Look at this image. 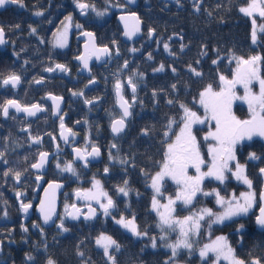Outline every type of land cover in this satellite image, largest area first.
<instances>
[{
  "label": "flooded vegetation",
  "instance_id": "af4514ba",
  "mask_svg": "<svg viewBox=\"0 0 264 264\" xmlns=\"http://www.w3.org/2000/svg\"><path fill=\"white\" fill-rule=\"evenodd\" d=\"M22 2L23 7L15 4L0 9V27L4 29L6 41L0 48V81L13 73L21 77L20 84L15 88L0 83V105L9 99H15L21 107L39 104L44 111L29 116L26 112H17L10 108L8 117L0 112V152L4 153L0 158V264H38V252L42 254L43 249L47 250L54 234H68L73 227L79 225L98 224L102 227L112 223L113 216L127 217L125 205L129 195L125 197L118 193L117 188L121 186L110 188L106 179L116 180L127 167L132 166L129 157L124 155V133L134 120L138 105L137 86L135 84L133 93L128 84L131 75L125 72L131 60L127 55L131 54L137 40L126 43L130 49L127 55L119 51L116 54L117 50L109 47L110 57L102 65L91 64L88 76L78 73L79 64L75 58L80 54L84 32H93L96 39L98 30L108 24L115 23L119 27L116 20L119 13L136 12L137 5L141 3L144 6L146 0H138L133 9L126 6L123 0H80L95 7V11L89 7L83 13L77 7V0ZM176 3L178 5L179 1ZM36 12L43 14L37 16ZM96 12H103L104 15L98 16ZM69 16L71 22L67 31V44L60 48L55 46L56 41L64 31L65 24L69 23L66 20ZM33 28L36 29L35 33L31 31ZM119 32L121 36L120 27ZM13 35L28 39L26 42H31L36 52L27 55L15 52L17 45L10 40ZM97 44L101 45L98 42ZM28 58H31V61ZM7 60L12 65L9 71L6 70ZM56 64L65 65L68 71L55 69ZM48 68L55 70L46 71ZM117 81L122 85L121 95L130 105V115L126 118L122 116L115 101ZM81 92L83 95H73ZM50 95L62 98L61 110L57 116L53 115L52 103L48 98ZM86 100L94 102L85 103ZM61 116L64 129H71L67 142L59 136L62 129ZM119 118L125 121L124 130L114 135L110 129L111 123ZM35 137H40L41 143H34ZM113 144L116 145L115 148L112 147ZM93 146L99 149L98 156L88 155ZM73 149H79L80 155L85 159L75 161L71 153ZM40 152L49 153V161L43 173L31 167L37 162ZM110 153L114 157L112 160L109 159ZM121 160L126 163H120ZM67 163H72L75 174L62 171ZM105 167L109 169L108 173L104 172ZM9 170L11 172L5 176L4 173ZM16 172L21 174L19 181L15 178ZM37 177L43 179L40 186ZM94 180L100 181L101 189L115 203V208L110 210L111 214L108 216L103 214L96 201L74 198L76 191H96L93 188ZM50 181L62 182L63 191L59 195L54 223L43 227L35 209L42 189ZM17 193L21 195L18 197ZM21 203L31 204L27 212L22 210ZM72 205L79 209L77 213L81 216L76 222L68 221L65 216ZM90 207L96 210V214L92 219L86 220L85 216ZM60 223H63L68 231L58 228L57 224ZM40 257L44 260L43 263L47 264L48 259L43 255Z\"/></svg>",
  "mask_w": 264,
  "mask_h": 264
},
{
  "label": "trees",
  "instance_id": "16d2710c",
  "mask_svg": "<svg viewBox=\"0 0 264 264\" xmlns=\"http://www.w3.org/2000/svg\"><path fill=\"white\" fill-rule=\"evenodd\" d=\"M177 1L178 5L176 2L167 4L161 0H146L144 6L141 3L137 5L136 12L142 22L143 35L134 42L130 55H127L129 46L120 40L117 24H108L99 29L96 35L99 44L113 50L115 48L131 59L125 72L130 73V78L137 86L138 105L135 118L124 133V155L129 157L132 166L127 167L116 180L106 179V183L114 188L124 186L123 182L128 181L126 216L135 217L137 229L147 235L134 238L112 223L102 227L98 224L75 226L68 234H54L47 250L43 249L42 254L38 252V264H44L41 255L53 259L56 264H112L95 241L103 233L110 235L120 245L119 250L114 247L109 250L115 264H165L166 261L170 264L171 252L166 241L167 236L175 237L176 231H162L158 226L160 222L151 210L152 190L149 181L160 167L167 142L181 123L183 110L180 106L184 105L200 113L197 104L200 91L209 84L219 88L220 76L232 77L234 61L239 57L248 58L259 54L264 75V33L259 34V41L253 43L249 19L239 11L248 0H200L199 3L197 0ZM150 29L154 30L152 39L148 38ZM10 40L17 45L15 52L21 55L36 52L31 42H26L28 39L24 37L13 35ZM165 44L168 45L167 50ZM28 60L31 61V58ZM10 63L6 61L7 71L12 66ZM161 64L164 70L155 71ZM191 69L201 75H195ZM234 111L244 117L249 115L243 103H235ZM170 121L175 122L171 124L172 132L169 133ZM253 152L260 159L250 160L249 154ZM236 153L238 160L246 166V175L253 181V208L246 215L212 224L200 242L224 234L237 258L249 264L253 259H259L264 264V231H258L253 226L257 194L261 186L259 169L264 168V142L257 138L245 140L237 147ZM212 186H217L218 191L225 196L236 194L239 187L237 180L231 176L223 184L206 181L203 191ZM214 199V195L204 196L199 193L192 205L178 209L184 215H189L207 204H213ZM207 219L204 223H207ZM240 225L244 227L237 232ZM153 238L155 248L152 247ZM181 256L188 260L185 254ZM193 257L198 259L196 252Z\"/></svg>",
  "mask_w": 264,
  "mask_h": 264
},
{
  "label": "snow or ice",
  "instance_id": "6c2138e0",
  "mask_svg": "<svg viewBox=\"0 0 264 264\" xmlns=\"http://www.w3.org/2000/svg\"><path fill=\"white\" fill-rule=\"evenodd\" d=\"M19 4L20 7H23L22 0H0V7H4L6 4ZM77 7L81 9L82 13L87 10L89 7H92V10L95 11L94 5L90 6L88 4L80 2L77 0ZM198 10V9H197ZM239 11L243 13L245 16L254 17L259 16L260 18H264V0H248L247 6H242L239 8ZM42 12H36L35 15L40 16ZM98 16L104 15L103 12H96ZM66 20L69 22L65 24L64 31L60 33L56 45L57 47L63 48L67 44V31L70 27L71 17H66ZM253 30L251 33V39L253 43H256L257 40V32H256V19L252 20ZM18 27V25H17ZM80 27V25H77ZM138 30V29H137ZM33 33H35L36 29H31ZM154 30H149V35L151 36ZM261 31L264 32V25H261ZM126 35L131 36V33L126 32ZM4 29L0 27V45L5 44L6 41L4 39ZM84 35L88 37H92V33H84ZM115 43V41H114ZM165 49H168V45H164ZM183 49V46H182ZM99 51L107 54L109 53V49L105 46ZM133 51H136L133 49ZM88 56L77 57V59L82 60L83 66L85 69L88 68ZM99 57H97L98 59ZM149 59H151V55H149ZM238 62L248 66L247 73L244 76L234 78L232 81H227L224 76H220V81L225 85L221 88L219 92H214L213 87L209 84L201 93H200V104L205 108L206 113H211V119L215 121V131H209L207 136L204 137L205 140L211 138L216 143L215 145H209L208 153L211 156V163L207 166L206 171H202V165H205V160L203 159L198 141L196 136L193 134V125L194 124H203L205 121L201 119L197 115L196 112L191 111L184 105L180 107L183 110V116L180 118V122L182 123V127L180 128V132L176 135L175 141L167 144V151L165 152V159L162 164L161 170L156 172L154 176L151 177V188L153 189L155 195L152 197V208L157 211L159 216V227L162 231L171 230L176 231L177 227L179 228V238L174 244H169L167 247L172 249V256L175 257L177 255V249L186 248L191 250L193 248V243L191 238L199 234V231L202 227V221L207 219L208 226L211 227L212 224H220L225 220H230L233 217L246 215L249 210L252 208L255 193L252 191L242 192L237 197L235 194H232L230 197H224L220 194L219 191L213 189L211 192H205L202 188V183L206 178H214L219 181L221 184L228 179L226 173H230L237 181L241 182L244 185H247L248 189H252L253 181L246 175V166L240 164L239 162L235 163V169L229 166L230 161H236L235 148L238 143L243 140H252L254 136L264 137V115L257 116L253 105L259 107L260 112L264 113V79L259 80L260 83V92L258 95H252L250 89L248 88V84L252 79H259L257 75V71L255 65L262 59L261 56H251L249 59L244 60L243 58H237ZM215 64L216 61H213ZM127 66V61L125 62V67ZM55 69H59L61 71H68L65 65L56 64ZM54 68H48L46 71L52 72L55 70ZM164 65L161 64L159 68L155 69V71H163ZM173 72L176 70L173 68ZM193 73L197 76L201 75L200 72H197L195 69H191ZM21 82V77L16 74H10L3 78L0 83L4 86L11 85V87L15 88ZM41 81H36V83H40ZM94 81H89L92 83ZM243 83L246 93L245 99H248L250 109L253 110V116L250 120H238L235 116L231 115L229 110V105L231 104V100L236 98L232 89L235 87V84ZM128 84L131 85L133 93H135V84L132 79L129 78ZM121 83L117 81L115 88L116 94L119 98L118 102L120 103V107L123 110V117H128L130 115L129 112V103L127 100L123 98L121 95ZM175 88V85L172 86ZM155 95V93H153ZM73 95H83V93H73ZM53 101H59L60 97L50 96ZM85 103H91V101H85ZM168 103H172V101H168ZM58 109V103L55 105ZM13 108L17 112L23 111L26 112L29 116H35L37 112L44 111V109L39 104H33L30 107H21L19 102L15 99H9L4 102L3 105H0V112L5 117L9 115V109ZM60 127L64 128L63 117H60ZM175 121L169 122V127ZM125 126V121L123 118L119 120H114L112 123V131L113 133H120L123 131ZM68 132L71 133V129H68ZM167 136V132L165 133ZM62 138L67 142V136H64L62 133ZM33 142L36 144L41 143L40 137L33 138ZM113 148L116 147L115 144L112 145ZM77 156L80 159H85L84 156L80 155V150L76 149ZM100 154L99 149L93 146L92 151L88 153L90 156H98ZM49 153L40 152L39 158L36 163L31 165L34 169L43 168L44 164L47 162V157ZM4 156L3 152H0V158ZM250 160L260 159L256 153H250ZM109 159L112 160L111 153L109 155ZM7 163V161H4ZM120 163H126V161L121 160ZM87 165V161L85 160V166ZM59 167V164L57 165ZM189 168L195 169L196 175L190 176L188 175ZM62 171L72 172L75 174V169L72 167V163H67L63 167ZM109 169L105 167L104 172L108 173ZM11 170L4 173L5 176L9 175ZM259 172L261 176H264V168H260ZM15 178L17 181L20 179V173L16 172ZM165 177L171 178L179 187L180 190L176 193L175 197H169L166 204L161 205L160 201L157 199V196H162L161 192L162 181ZM39 179V177H37ZM124 186L118 187L117 191L120 194H123L125 197L129 195V189L127 188L128 181L125 180L123 182ZM59 184H50L49 189L59 188ZM93 188L96 191L88 190V191H77L76 196L78 199L83 200H94L102 209L103 214L105 216L110 215V210L115 208V203L113 199L108 196L106 192L101 189L100 181L94 180ZM46 189V195L49 191ZM198 193H202L204 196H215L216 204L219 205L223 211L222 212H214L211 208H201L197 211L191 212V214L184 216L182 218H178L174 215L176 208L175 205L177 202H181L184 206H189L193 204L194 199L197 197ZM21 194L17 193L19 197ZM103 198V199H102ZM261 200L264 201V192L261 193ZM31 207V204L21 203V208L24 212ZM75 209L76 206L72 205ZM67 208V206H66ZM160 209H163L162 211ZM40 211L43 214L44 221L47 223L52 217V198L50 197L48 201L41 200ZM76 212H79V209H76ZM90 216L85 217L86 219H90L96 214V210L93 208H89ZM71 215L73 219L77 218L74 213H68ZM115 219V218H114ZM117 224H120L123 228L132 232L134 236L140 237L147 235L146 232H140L137 229L135 224V217L131 219H126L121 216L120 219L115 220ZM256 224L264 228V206L260 208V214L256 217ZM58 228L63 231H68L65 228L63 223L57 225ZM243 225H240L237 228V232H240L243 229ZM27 231V229H25ZM164 239V237H161ZM96 243L98 246H101L104 250V255L108 257L112 264H115L114 257L110 254L109 249L114 247L116 250H119L120 245L116 240L112 239L111 236H107L105 234H101L100 237L97 238ZM152 247H156L155 238L152 239ZM209 253L215 254V260L218 264L219 260L223 258L228 261L229 264H246V262L242 259H239L235 256L234 249L229 245L227 237L218 236L211 244H205L203 248L200 249L199 255L203 259L208 257ZM83 255V253H80ZM31 259V257H28ZM47 264H56V262L49 258ZM168 264V261L165 262ZM251 264H261L259 259H253Z\"/></svg>",
  "mask_w": 264,
  "mask_h": 264
},
{
  "label": "rangeland",
  "instance_id": "374dc122",
  "mask_svg": "<svg viewBox=\"0 0 264 264\" xmlns=\"http://www.w3.org/2000/svg\"><path fill=\"white\" fill-rule=\"evenodd\" d=\"M197 2L199 3L200 0H197ZM248 2V1H247ZM242 6H247V3L243 4ZM241 6V7H242ZM243 14V13H241ZM244 15V14H243ZM248 19H249V23H250V35L252 33V30H253V24H252V20L253 18L256 19V32H257V41H259V34H262L264 32L261 31V25H264V18H260L259 16H254V17H249L247 16ZM259 55V54H257ZM253 56H256V55H253ZM260 56V55H259ZM251 57V56H250ZM250 57L248 58H243V57H239V58H243L244 60H247L249 59ZM262 64H261V60L258 62L257 65H255V68H256V71H257V75L259 77V79H252L251 82L248 84V88L250 89V92L252 95H258L259 92H260V83H259V80L261 79H264V75L262 74ZM247 69H248V66L247 65H244V64H241L238 62V59L236 61H234V65H233V73H232V77L230 78H226L227 81H232L234 78H238V77H241V76H244L246 75L247 73ZM225 85L221 82V85L219 86V88H213V91L214 92H219L221 90L222 87H224ZM207 87V86H206ZM205 87V88H206ZM203 88L200 93L205 89ZM233 93H234V96L236 98H233L231 100V104L228 106L229 107V110H230V113L231 115L235 116L238 120H250L252 119V116H253V110L250 109V106H249V101L248 99H245L244 97H246V95H248V93H246V90H245V87H244V84L243 83H237L235 84V87L232 89ZM200 93H199V96L197 98V104L198 106L200 107L201 109V112L200 113H197V115L199 117H201V119H204V123L203 124H194L193 125V134L196 136L197 138V141H198V145H199V149H200V153L203 157V159L205 160V165H202L201 167V170L202 171H206L207 170V166L211 163V156L209 155L208 153V148H209V145H215V141L212 140L211 138H209L208 140H205L204 137L207 136V134L209 133V131H215V121L212 120L210 117H211V113H206L205 111V108L203 107V105L200 104ZM235 103H243L245 106H246V109H247V112L249 113L248 116H241L240 114H238L237 112L234 111V104ZM254 109H255V112L257 114V116H260V115H264L263 113L260 112V109L258 106L256 105H253ZM182 123H180L177 128L175 129V131L172 133L169 141L167 142L168 143H172L175 141V138H176V135L179 134L180 132V128L182 127ZM172 127L169 128V130L167 132H172ZM254 138H257V139H260L264 142V137H260V136H254L252 139ZM246 140V139H245ZM243 140V141H245ZM241 141V142H243ZM240 142V143H241ZM240 143H238L236 145V148H235V154H236V161H230L229 162V166L231 168H233V170L235 169V163L236 162H239L240 164L244 165V163H241L238 158H237V153H236V150H237V147L240 145ZM167 144H166V147H165V152L167 151ZM164 159H165V153H164V157H163V160L160 164V167L159 169L156 171H160L161 170V167H162V164L164 162ZM156 172L152 175L154 176L156 174ZM188 175L190 176H194L196 175V172H195V169L193 168H189L188 170ZM226 175L229 177L231 176L230 173H226ZM233 177V176H231ZM234 178V177H233ZM235 179V178H234ZM227 180V179H226ZM236 180V179H235ZM206 181H213V182H217L219 184H221L219 181L215 180L214 178H206L203 183H202V187L204 185V183ZM238 182V185L239 187L237 188V191L236 192V196L238 197L240 195V193L242 192H248V191H252L253 192V189H248L247 185H244L242 184L241 182L237 181ZM149 187L150 189L152 190V197L153 195H155L153 189L151 188V179L149 181ZM213 189H216L218 191V187L217 186H212V187H209L207 190H205V192H211ZM95 190V189H94ZM180 190V187L169 177H165V179L162 181V187H161V192L163 193L162 196H157V199L160 201V204L163 205V204H166L167 201H168V198L169 197H175L176 193ZM222 196L224 197H229V196H225L223 195L222 193H220ZM199 195V193L197 194V196ZM152 197H151V210L155 213V215L157 216L158 218V221H159V216L157 214V211L154 210L152 208ZM197 198V197H196ZM195 198V199H196ZM194 199V200H195ZM194 202V201H193ZM254 204V203H253ZM190 206V205H189ZM185 208V207H188V206H184L181 202H177V204L175 205V208H176V211L174 213V215L178 218H182L184 216H187V214L184 215V213L182 211H179L178 208ZM204 208H211L214 212H222L223 209L216 204V199H214V203L213 204H207ZM253 208V206H252ZM251 208V209H252ZM250 209V210H251ZM161 211L163 209H160ZM191 214V213H190ZM121 216H113V218H115L112 223L114 225H117L119 226L123 231H125L126 233L132 235L134 238H137V236H134L132 234V232H130L129 230L123 228L120 224H117L115 222V220H118L120 219ZM125 217V216H123ZM126 219H131L132 217H125ZM227 221V220H225ZM160 222V221H159ZM202 223V227L199 231V234L196 235V236H193L191 238V241L193 243V248L191 250L189 249H186V248H179L177 249V255L175 257L172 256V249L170 248V264H217L216 260H215V254L214 253H209L208 257H205V258H201L200 255H199V251L201 248H203V246L205 244H211L215 239L216 237L218 236H224V234H217L215 236H213L211 239H209L208 241H204V242H200L201 241V238H202V235H205L206 232H208L210 229H209V226L207 223H204V221L201 222ZM216 224V223H214ZM107 235V234H105ZM175 237L173 236H167V241L166 243L169 245V244H174L177 239L179 238V228L177 227V230H176V233H175ZM109 236V235H107ZM100 237V236H98ZM97 237V238H98ZM166 237V236H165ZM96 238V240H97ZM174 238V239H173ZM95 240V241H96ZM229 243V242H228ZM97 244V243H96ZM230 245V244H229ZM98 246V245H97ZM231 246V245H230ZM102 249V251L104 252L103 248L101 246H98ZM169 248V247H168ZM110 250V249H109ZM194 252L197 253L198 255V259H195L193 257V254ZM180 254H185L187 257H188V260L185 259L184 256H181V258L179 257ZM190 256V257H189ZM251 263V262H250ZM218 264H229L228 261L224 260L223 258H221L218 262ZM246 264H249L248 262H246Z\"/></svg>",
  "mask_w": 264,
  "mask_h": 264
},
{
  "label": "water",
  "instance_id": "95a60500",
  "mask_svg": "<svg viewBox=\"0 0 264 264\" xmlns=\"http://www.w3.org/2000/svg\"><path fill=\"white\" fill-rule=\"evenodd\" d=\"M161 1H163L165 3H168V4H172V3L176 2L177 0H161ZM123 2H124V4L126 6H128V7L133 9V8L136 7L138 0H123ZM10 5H15V4L9 3V4H6L4 7H8ZM4 7H0V9H3ZM116 20H117L118 25L120 27V31H121L120 38H121V40L123 42H125V43L134 42V41L138 40L141 37V34H142V23H141V20H140V18L137 15L136 12L130 11V12L119 13L116 16ZM126 32L131 33V36L126 35L125 34ZM84 33H92L93 34V32H91V31H86ZM84 33L82 34L83 35V41L81 43L80 54L77 57L88 56L89 57L88 58V68L85 69L84 66H83L82 60L77 59V57L75 58V61L79 64L78 73L81 74V75H84V76H88L90 74V66H91V64H93V63H95L96 65L104 64L107 61V59L110 57V55H111V49L108 46H106V45H98L97 42H96L94 34L90 38V37L84 35ZM148 34H149V32H148ZM149 38L150 39L153 38V33H152L151 36L149 35ZM105 46L109 49V53H107V54L99 51L100 49L104 48ZM2 47H3V44L0 45V48H2ZM115 53L118 54V51H115ZM97 57H99V58L97 59ZM9 86H11V85H9ZM130 87H131V85H130ZM120 92H121V90H120ZM50 96H52V95H50ZM50 96H48V98H49V100L52 103L53 115L57 116L60 113V110H61L62 98L60 97L61 99L59 101H53L50 98ZM118 100H119V98L117 97L116 90H115L116 105H117V108L119 109V111L121 112V114L123 116V110L120 107V103L118 102ZM91 102H94V101H91ZM57 103L59 105L58 109L55 107V105ZM119 119H121V118H119ZM119 119H115V120H119ZM112 123H113V121H112ZM112 123H111L110 129H111V132L113 133V131H112ZM62 133H63L64 136H67V140H68V138H69V136L71 134L68 131H66L64 128L61 129L60 133H59V136H60L61 140H63V141H65V140L62 138ZM113 134L116 135L117 133H113ZM71 153L73 154V159L75 161H78V160H80V161L82 160L83 161V159L78 158L77 152L75 151V149H73ZM48 161H49V157H47V162ZM47 162L44 164L43 168L35 169V171H37L39 173H43L45 171V169H46ZM32 169H34V168H32ZM259 176H260V180H261V186H260V189H259L258 194H257V208L255 210V215H254V218H253V226L258 231H264V228L259 227L256 224V222H255L256 221V217L260 214V208L262 206H264V201H262L261 198H260L261 197V193L264 192V176H261L260 172H259ZM42 180L43 179L40 178V177H39V179H37L38 186L41 185ZM53 183L54 184H59L60 187L59 188H55V189H49V185L53 184ZM46 189H49L47 195H46V192H45ZM62 191H63V184L60 181H50L42 189L39 201H38V203L36 205V209H35L36 210L35 211L36 215H37V217L40 220L41 226L48 227V226H51L54 223V221L56 219V216H57L59 195L61 194ZM76 192H75V195H74L75 200L78 199L77 196H76ZM50 197L52 198V208H53L52 217L47 223H45L43 214L40 211V205H41V200H45L47 202ZM68 213H74L77 218L73 219L71 215H68ZM90 215L91 214H90V212L88 210L85 217L90 216ZM65 216H66V219L68 221H70V222H76L79 219H81V216L78 215V213L76 212V209H74L72 206L69 208V210H68V212L66 213ZM92 218H90V219H92ZM90 219H86V220H90ZM57 225H59V224H57Z\"/></svg>",
  "mask_w": 264,
  "mask_h": 264
}]
</instances>
